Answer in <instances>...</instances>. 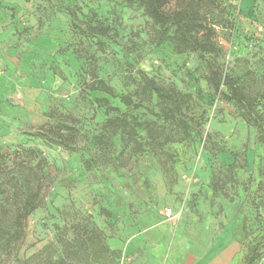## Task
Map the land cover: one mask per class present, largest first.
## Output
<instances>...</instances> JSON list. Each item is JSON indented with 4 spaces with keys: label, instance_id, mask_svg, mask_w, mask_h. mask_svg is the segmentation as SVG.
<instances>
[{
    "label": "rangeland",
    "instance_id": "obj_1",
    "mask_svg": "<svg viewBox=\"0 0 264 264\" xmlns=\"http://www.w3.org/2000/svg\"><path fill=\"white\" fill-rule=\"evenodd\" d=\"M34 1L44 3L47 19L43 59L37 58L46 82L37 88L40 94L28 116L33 125L17 126L5 110L16 107L11 96L0 106V226L18 229L16 203L35 189V182L27 188L20 184L27 173L23 166H36L42 190L38 207L22 222L21 238L7 244L0 236V264H116L93 261L87 247L71 242L74 228L135 224L142 213L145 224L182 227L184 248L178 241L176 250L182 248L188 264H243L247 255L256 259L263 253L264 153L258 138L264 125V0H195L200 21L213 30L214 50L181 55L169 42L152 44L158 28L135 1ZM67 8L80 21L105 22L108 35L100 42L82 38ZM23 60L30 67L32 60ZM210 67H220L250 97L258 125L247 124L233 102L213 91L206 79ZM139 70L192 95L185 111L195 120L190 138L177 141L173 126L154 116V100L149 110L127 109L118 98L90 92L85 83L95 71L119 97L134 92ZM94 97L107 98L141 122H154L173 141L154 152L146 148L132 154L115 136L105 158L91 141L107 119ZM51 112L75 119L74 152L30 137ZM138 135L146 140L143 129ZM167 208L174 219L165 218ZM255 264H264V255Z\"/></svg>",
    "mask_w": 264,
    "mask_h": 264
},
{
    "label": "trees",
    "instance_id": "obj_2",
    "mask_svg": "<svg viewBox=\"0 0 264 264\" xmlns=\"http://www.w3.org/2000/svg\"><path fill=\"white\" fill-rule=\"evenodd\" d=\"M132 1L142 7L144 15L158 28L154 40H152L154 46L158 47L169 42L172 51L177 55L211 53L214 50L211 43L213 30L200 21L198 10L195 8V0H131L130 2ZM170 4L173 8L168 11V5ZM67 13L71 19L72 28L82 38H96V42H100L102 38L108 35L110 27L105 22L101 20L80 21L72 8H67ZM171 28H173V31L170 34ZM136 74L138 80L133 79L134 92L119 97L112 87L97 76L95 71L91 72L89 81H85V83L90 92L104 93L113 99L118 98L119 102L127 109L149 110V106L154 100L153 106L158 109V113H153L154 116L173 126V130L180 135L177 141L190 138V124L195 120L187 117L185 111L189 102L193 99L192 95L182 93L173 86H163L141 70L136 71ZM206 79L216 94L229 102H233L247 124H259V118L255 113L250 97L244 93L241 87L233 85L220 67H210ZM223 87H226L227 93L222 90ZM93 102L97 108H104V114L107 116L99 132L91 137L92 144L96 146L100 155H104L105 158L109 156L112 147L111 140L115 136L119 137L123 149L128 148L132 154L145 153L146 148L154 152L173 141V136L165 133L163 128L158 129L154 122L139 121L137 116L130 115L127 111L123 112L118 107L112 106L107 98L94 97ZM110 113H116L117 115L109 117ZM47 118L48 122L31 132L30 137L40 140L44 144L61 146L70 153L74 152L73 146L78 133V129L75 127V119L70 115L58 112L49 113ZM138 129H143L146 132L145 141L140 139ZM258 140L264 153V125L261 128ZM30 154L34 155L35 151H30ZM20 166H23V164ZM84 166L87 169L90 168L88 161L84 162ZM35 167L25 165L22 168L27 170V173L21 177L20 184L25 183L26 188L33 182L36 184L34 190L30 191L19 203H16L14 225L18 229L11 232L0 226V236L6 238L5 242L7 244L11 243L12 240L21 238L22 222L39 205L42 183ZM14 180H17L16 177H14ZM89 228V225L74 228V237L71 242L77 243L81 247L94 245L93 242L95 243L98 238L94 236L95 231L89 230ZM263 255L264 252L254 259L252 254H249L245 257L243 264H255Z\"/></svg>",
    "mask_w": 264,
    "mask_h": 264
},
{
    "label": "crops",
    "instance_id": "obj_3",
    "mask_svg": "<svg viewBox=\"0 0 264 264\" xmlns=\"http://www.w3.org/2000/svg\"><path fill=\"white\" fill-rule=\"evenodd\" d=\"M44 7L43 2L34 0H0V106L7 103L8 97L13 98L16 107L5 110L13 114L20 127L33 125L28 123V116L40 94L37 88L46 82L37 63L43 59V42L48 38ZM23 57L32 60L30 67ZM144 216L147 215H137L135 224L90 226L98 240L83 248L87 247L92 260L99 263L115 260L116 264H188L181 251L185 242L182 227L161 222L145 224ZM178 241L182 244L180 253L176 250Z\"/></svg>",
    "mask_w": 264,
    "mask_h": 264
},
{
    "label": "built area",
    "instance_id": "obj_4",
    "mask_svg": "<svg viewBox=\"0 0 264 264\" xmlns=\"http://www.w3.org/2000/svg\"><path fill=\"white\" fill-rule=\"evenodd\" d=\"M165 218L167 219V220H172V219H174L175 218V214L174 213H172V211H171V209L170 208H167L166 209V211H165Z\"/></svg>",
    "mask_w": 264,
    "mask_h": 264
}]
</instances>
